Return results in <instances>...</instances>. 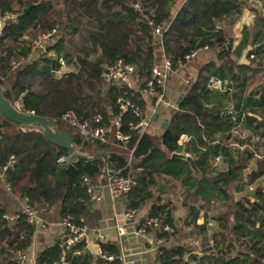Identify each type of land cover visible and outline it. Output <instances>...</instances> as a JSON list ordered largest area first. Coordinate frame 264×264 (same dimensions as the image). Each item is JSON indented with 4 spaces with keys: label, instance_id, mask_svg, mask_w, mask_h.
Instances as JSON below:
<instances>
[{
    "label": "trees",
    "instance_id": "trees-1",
    "mask_svg": "<svg viewBox=\"0 0 264 264\" xmlns=\"http://www.w3.org/2000/svg\"><path fill=\"white\" fill-rule=\"evenodd\" d=\"M16 5L20 16L7 22L0 34L3 95L13 105L22 96L25 108L35 115L60 121L58 129L73 136L80 156L68 164L58 163L55 152L68 156L66 149L47 140L39 129L19 131L20 126L4 119L0 112V162L7 164L12 155L16 158L9 167L11 172L0 177V201L4 203L0 206V264H15L16 253L27 251L33 243L35 226L22 213L25 198L46 225L69 215L83 225L92 204L89 185L83 180L88 177L93 184L104 183L108 171L137 179V186L126 199L127 206L137 210L155 198L158 178L166 175L181 180L180 192L173 187L174 195L182 194V205L187 210L180 224L172 215L171 201L154 202L149 211L148 217L157 216L170 228H148L156 240H164L158 249L160 264H192L193 260L197 264H264V180L259 182L253 200L237 199L234 193L264 177V150L246 148L236 152L232 146L240 141L234 132L240 121L264 140V68H260L264 47L256 50L264 30L261 27L254 33L246 28L236 49L228 48L231 36L226 26L238 19L245 4L241 0H0L1 11L16 10ZM149 20L169 26L163 43L175 70L184 69L179 66L180 58L200 45L209 46L198 58L186 62L195 70L193 81L185 84L183 99L172 110L169 126L160 137L148 131H130L129 122L139 120L130 109L124 119V132L132 134L130 141L121 142L113 136L106 142L85 141L78 128L64 119L65 114L71 112L80 122L89 124L97 114L107 122L113 121L120 114V95L146 112L150 100L139 89L151 79L155 54ZM261 25L264 27V20ZM56 26L60 31L57 42L48 47L54 55L45 53L14 68L13 60L29 52L32 39ZM249 46L250 64H240L242 52ZM62 53L75 56L79 67L58 78L53 71ZM209 53L215 59L198 62ZM121 58L136 66L137 89L106 79V66ZM212 77L229 80L227 90L213 100L215 90L209 86ZM229 104L237 110L236 120L226 113ZM183 135L196 140L190 151L201 176H196L189 162L171 158V153L179 150ZM102 152L108 154L107 160L102 156L95 160L84 157ZM220 154L228 169L215 174L212 161ZM8 183L12 191H8ZM200 199L206 204L218 202L223 208L212 216L214 229H209L208 221L197 223L204 208L196 206ZM6 213L13 218L5 219ZM193 229L200 233H191ZM208 231L212 232V246ZM193 236L203 243L204 252L189 260L194 250L189 237ZM104 249L110 254L119 253L113 245L105 244ZM59 254L57 244L47 246L37 262L53 264ZM69 261L92 264V256L71 255ZM96 264L122 263L99 258Z\"/></svg>",
    "mask_w": 264,
    "mask_h": 264
},
{
    "label": "built area",
    "instance_id": "built-area-1",
    "mask_svg": "<svg viewBox=\"0 0 264 264\" xmlns=\"http://www.w3.org/2000/svg\"><path fill=\"white\" fill-rule=\"evenodd\" d=\"M139 7L138 5H135ZM20 16V12L17 10H0V34L7 22L14 21ZM151 27V37L153 45L155 46V54L151 65V79L147 81L146 86L139 89V92L150 100V105L148 104V111L143 112L141 107L133 103L129 98H125L120 95L117 98V104L120 109V114L117 115L113 121L107 122L102 114H97L93 121L89 123L80 122L73 113L69 112L64 115V119L69 122L72 126L78 128L79 133L84 138L85 141L89 140H99L101 142H106L110 136H113L116 140L121 142H128L132 139L131 133L124 132V119L126 114L132 110L135 116L139 119L138 121L129 122L130 131H147L150 127L153 118L159 113V108L161 105L167 107H174L168 100L167 87L172 76L175 73V68L172 59L167 55L163 37L164 33L168 30L169 26L165 23L158 24L153 20H149ZM58 27H53L51 29H46L42 31L37 37L32 39L30 43V50L27 54L21 55L19 58L13 60L14 68H17L20 64L31 62L39 59L46 53L47 56H53V52L48 51V47L57 42L59 36ZM209 49L207 44L200 45L193 49L191 52L186 54L184 58L179 59V66L185 67L186 62H191L198 58L202 53ZM251 58H255L252 54ZM60 65L65 68L67 66V60L61 56L58 58ZM105 77L111 83L122 84L127 86L129 89H137L136 83L137 79V68L134 64L126 62L123 58L117 60L115 63L106 66ZM209 86L212 90H223L226 91V85H223L221 80L212 77L209 82ZM231 88L230 90H232ZM19 111L25 112L30 115H35L33 110H28L25 108L22 96L17 98L14 105ZM177 108V107H176ZM226 113L231 115L234 120L237 118V110L230 106L227 108ZM242 122H238V127L241 126ZM237 127V128H238ZM236 128V130H237ZM31 131V130H28ZM235 132V131H234ZM183 144L188 145L192 142L193 137L184 135ZM2 139V132L0 131V140ZM180 142V141H179ZM232 146L238 147L241 150L247 148V146L241 145L238 141L233 142ZM248 149V148H247ZM80 147H74V152L78 153ZM133 154V151H131ZM184 155L187 158H193L194 155L190 150H186ZM72 160L71 156H59L57 158L58 163L68 164ZM224 161L223 155H218L213 160V167H218ZM16 162L14 155L10 157L7 164H2L0 162V177H5L6 172L9 167ZM84 183L89 185V192L93 199L99 197V189L105 188L113 199H127L132 190L137 186L138 181L132 175H124L121 172L108 171L106 175V182L101 184H93L88 177L84 178ZM8 191H12V186L8 183L6 185ZM255 188V187H254ZM251 189L253 187L251 186ZM22 213L25 215L29 224L35 226L36 233L41 232L45 227L46 223L39 216V213L32 207L31 203L25 198L22 203ZM138 210L136 208L127 207L126 209V220L132 222L136 219ZM19 214L15 218H18ZM4 218L7 220L12 219L10 214L6 213ZM212 224V222H209ZM60 232L58 234L57 245L60 250L59 259L53 264H70L69 258L71 255L74 257H79L85 255L87 252V247L89 243V232L86 226L79 224L77 220L69 215L60 221ZM164 230H169L168 225H162V222L157 216L147 217L142 224L137 226L135 231L136 235H146L148 234V228H162ZM117 229L120 231L121 235L127 232L125 226L117 225ZM99 237L100 243L105 244L108 242V238L103 235L100 231H96ZM157 246H162L164 244L163 238L156 240ZM209 244L213 245V238H209ZM190 245L194 248L192 253L200 254L204 252L203 243L200 240H191ZM98 256L106 261L119 260L122 264H135L134 260L129 258L126 253L110 254L107 253L102 245L99 246ZM28 255L26 251L20 250L16 253V263L15 264H27ZM192 264H197L196 261H192Z\"/></svg>",
    "mask_w": 264,
    "mask_h": 264
},
{
    "label": "crops",
    "instance_id": "crops-1",
    "mask_svg": "<svg viewBox=\"0 0 264 264\" xmlns=\"http://www.w3.org/2000/svg\"><path fill=\"white\" fill-rule=\"evenodd\" d=\"M241 2L245 4L243 7L242 14L238 17L236 21L231 22L234 28H238L239 25L242 24L241 31L234 40L233 46L231 48L232 50H235L236 47L239 45L243 37L244 29H246L250 24H252L251 31L254 33H256L261 27L264 30L263 25H261V23L264 20V2L262 0H256V1L241 0ZM251 3L253 6L249 7L248 4L250 5ZM255 7L257 8V10H259L258 13L254 10ZM256 21L257 24L260 25L254 24ZM263 43H264V38L259 44H256V47ZM250 48H252V46H249V48H246L242 52V55L239 60L240 64H250V60L248 57V51L250 50ZM61 56H63L67 60V66L63 68L58 62L57 67L53 71L54 76L58 78L68 75L71 72H76L79 67L75 56L72 55L66 56L63 53L60 55V57ZM206 57H207L206 55L200 57V60L198 62L202 63L203 59H206ZM211 58L215 59V56L212 55ZM205 63H207V61ZM260 68L262 69L264 68V63L260 64ZM194 71H195L194 68L191 66L188 67L186 66L182 70L175 71L167 87L168 100L171 102V104L174 107H167L165 105L160 106L159 113L153 118L152 123L147 130L149 134L155 137H160L164 133V131L168 128L172 116L171 114L172 110L176 109V107L178 108L179 103L181 102L184 96L185 83H188V81H185V79H183L184 78L183 76L186 73H188L190 76H193ZM222 83L223 85L227 86L229 84V80L225 79L222 81ZM148 104L150 105V102ZM257 118L260 120L261 119L260 115H258ZM18 130L20 131V127L18 128ZM28 130H30V128H27V130H25L24 132ZM240 131L242 132L247 131L248 134H250V136L248 137L247 134H243V133L240 134ZM235 133H237L240 136V141L238 142L241 145L244 146L247 143V145L250 146V149L256 152H262L264 150V140L259 139V137H257L247 127V125L244 122H242L241 126H239L237 130L235 129ZM253 137L254 138L256 137L255 141L252 139ZM184 138L185 137L183 135L180 139L179 150L171 153L172 159H174L172 157L174 153L184 154L186 150L193 151V149L191 148L193 146H196L197 143L194 137L192 142L188 145L183 144ZM249 146L247 147L248 149ZM234 148L236 152L239 150L238 147H234ZM175 159L186 161L181 158H175ZM212 167H213V161H212ZM227 169H228V164L224 160L216 168L215 174H218ZM263 180L264 177H261L253 181L252 183H249L248 185L245 186L243 185L244 186L243 188L240 187V189L234 192L235 197L237 199L250 198L251 200H253L257 192V186L259 182ZM161 184L165 185L163 191L159 190V186ZM174 186L178 188L177 189L178 191L182 190L181 180L176 181L173 180L170 176H166V175H163V177L158 178V187L155 188L154 190L155 198L152 201H149L142 209L138 210L136 219L133 220L132 222H128L126 220V209L128 207L126 199H121V200L113 199L105 188L99 189L98 192L99 197L97 199L92 198L90 212L85 218V223L83 224L84 226H86L89 232V243L86 253L92 256V264H96L97 260L100 258L98 256L99 246L102 245L104 249L105 244L116 246V249L119 252L118 254L123 252L126 253L129 258L134 260L135 264H160L158 260V249L161 246H157L155 237L151 233H148L146 235H136L135 231L137 229V226H139V224H142L143 221L148 217L150 208L152 207L154 202H158V201H160L161 203H167L171 201L172 202L171 208L173 209L172 215L179 224L181 223V220L180 218H178V216H176V213L179 210H181V208L185 209V207L182 205V200L180 202L175 200V198L182 199L183 196L182 194L174 195V190H175V188H173ZM251 186L253 187V189H251ZM6 201H9L7 196H6ZM1 203L4 205L3 202ZM196 206L199 208L204 207L201 210V214L197 220V223L202 225L206 221H208V225L210 226L209 229H214L216 223L215 220L212 219V216L218 213L219 210L223 209L220 203L212 202L211 204H206L200 199L198 202H196ZM206 214L208 216L207 218H206ZM209 222H212V224H209ZM59 224H60V219H57L51 222L50 224L46 225V227L41 232L35 233L33 243L30 246V248L26 251L28 255L27 264H38L37 258L40 252L43 251V249L46 248L47 246L57 244L58 234L60 232ZM117 225L125 226L127 228V232L121 235L120 231L117 229ZM96 231H100L103 235H105L108 238V242L105 244H101L99 237L96 234ZM207 236H209V238H213L212 232L208 231ZM194 239L198 240V238L195 236L189 237V241ZM201 255H203V252L199 254V256Z\"/></svg>",
    "mask_w": 264,
    "mask_h": 264
},
{
    "label": "water",
    "instance_id": "water-1",
    "mask_svg": "<svg viewBox=\"0 0 264 264\" xmlns=\"http://www.w3.org/2000/svg\"><path fill=\"white\" fill-rule=\"evenodd\" d=\"M33 5L29 6L27 9H25V13H28ZM234 43V38L231 37L230 41L228 43V48L231 49ZM264 43L260 44L256 47V50H260L263 48ZM0 112L4 119H7L9 121H12L20 126V131L24 132L27 130V128H30V130L39 129L43 135L49 140L50 142L56 144L59 147H62L66 149L71 156V158L74 160L78 158L80 155L76 152H74V145H73V136L69 132H63L60 131L57 127V124L60 121L48 119L42 116L37 115H30L25 112L19 111L5 96L3 95V88L0 85ZM99 156L104 157L106 160L108 159L107 153H100L93 157H87L85 158L89 160H95ZM59 157V152H55V158L57 159ZM173 158H181L189 162L193 170L195 171V174L198 176H201V172L198 170L195 164V160L193 158H187L182 153H174ZM9 172H11V169H8ZM164 184H161L159 186V190L163 191ZM255 194V193H254ZM0 206H3V204L0 202ZM199 229L191 230V233H199ZM199 257V254L192 253L189 257V260H192L193 258Z\"/></svg>",
    "mask_w": 264,
    "mask_h": 264
},
{
    "label": "rangeland",
    "instance_id": "rangeland-1",
    "mask_svg": "<svg viewBox=\"0 0 264 264\" xmlns=\"http://www.w3.org/2000/svg\"><path fill=\"white\" fill-rule=\"evenodd\" d=\"M256 1V0H255ZM248 6L250 7H252L253 5H252V3L249 5L248 4ZM15 8H16V10H18L17 8H19V6H15ZM254 10L258 13L259 12V10H257V8L255 7L254 8ZM255 20V19H254ZM254 24H257V21L254 23ZM242 25V24H241ZM241 25H239V27L238 28H234V26L231 24V23H229L227 26H226V30H227V33H228V35L229 36H231V37H233L234 38V40L236 39V37H237V35L240 33V31H241V28H242V26ZM249 30H252V24H250L248 27H247ZM207 57H206V59H203L204 60V62H206V61H211V53H209V54H205ZM241 60H244V59H241ZM203 62V61H202ZM211 69L212 70H214L215 68H214V66H211ZM184 78L183 79H185V81H188V83L187 84H189V83H191L192 81H193V77L192 76H190L188 73H186L184 76H183ZM186 84V83H185ZM185 87V86H184ZM222 92H224L223 90H215L214 91V93L211 95L212 97V100L214 99V97H216V95H220ZM229 106H232V104H229ZM247 134V136L249 137L250 136V134H248V132L247 131H245V132H242V131H240V134ZM235 135H237V136H239L237 133H235ZM239 138H240V136H239ZM254 141L256 140V137L254 138H252ZM244 146H249V145H247V143L244 145ZM249 148H250V146H249ZM175 200H177V201H180L181 202V199L179 198H175ZM187 214V210L186 209H184V208H181V210H179L177 213H176V216H178V218H180V219H183L184 218V216Z\"/></svg>",
    "mask_w": 264,
    "mask_h": 264
}]
</instances>
